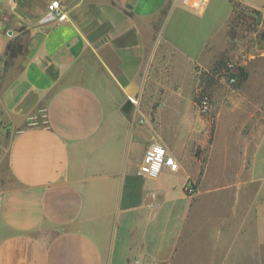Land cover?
I'll return each instance as SVG.
<instances>
[{"label": "crops", "instance_id": "0c3cea01", "mask_svg": "<svg viewBox=\"0 0 264 264\" xmlns=\"http://www.w3.org/2000/svg\"><path fill=\"white\" fill-rule=\"evenodd\" d=\"M50 1L0 0V264H264V75L213 125L192 95L234 6L264 0H222L220 25L212 0H58L63 22L44 20ZM151 141L176 171L140 173ZM221 143L236 148L214 172Z\"/></svg>", "mask_w": 264, "mask_h": 264}, {"label": "rangeland", "instance_id": "374dc122", "mask_svg": "<svg viewBox=\"0 0 264 264\" xmlns=\"http://www.w3.org/2000/svg\"><path fill=\"white\" fill-rule=\"evenodd\" d=\"M208 7L206 12L204 13L203 19L213 20L212 22L215 23L218 21V24L220 25V22L223 20V18L226 16L227 11L225 8V3L222 0H212ZM202 6H199L197 10L199 11ZM240 11L242 12V15L239 18H236L233 20V22L229 23V27L226 30V32H217L215 35L220 39L221 47H220V54L218 58H224L227 61V66H225L224 70H221L216 75H213V78H210V83L206 87L205 91L210 100H211V106L210 110L206 113H203L199 110L198 105L194 102V106L197 109L198 113L203 117L206 118L211 125H213L214 119H213V109L218 103H226V104H233V103H244V80H242L240 83L235 85V82H230L226 78V74L228 73H234L237 72V68H243L246 72V76H248L250 73H262L264 75V38H261V34L264 32V12L262 15H259L257 12H253L248 8L243 7L242 5L239 6ZM208 19L206 16H208ZM195 19V17H193ZM182 22V21H181ZM190 22V21H185ZM193 23V21L191 22ZM187 35H193L192 32L188 31L186 33ZM255 42L258 45L254 49L251 50V47L255 46ZM254 55H260L262 58H256V60L249 61L248 55L249 54ZM213 63L211 64H204V65H198L195 67V75L197 81L193 84L192 88V95H193V101L194 97L197 93H200V82L199 77L202 74H207L211 68ZM230 64V66H229ZM227 68L229 70H227ZM208 75V74H207ZM259 83H262L264 87V76L261 81H257ZM262 100L264 102V95L262 97ZM235 115L240 117L238 124L243 125V112L237 111L235 112ZM225 126L223 124L219 125V129H224ZM226 136L225 133H222ZM221 141L225 140L224 137H220ZM227 147L230 149V153L233 154V150H235L236 147L232 149V147L226 144L221 143L218 146L215 147L213 156H212V170H215V167H218L219 165L221 167H230L231 163L228 159V155L224 153L223 148ZM195 155L201 158V161L205 159V156L207 155L204 148H201L200 146H197L194 149ZM205 161V160H204ZM211 163V162H210ZM210 167V166H209ZM227 169V168H226ZM228 170V169H227ZM225 170V171H227ZM215 172V171H214ZM211 175L207 174V183L208 186L211 185ZM228 178V177H227ZM254 244V240H253ZM254 247V246H253ZM254 251V250H253ZM257 251V250H256ZM258 253V251H257ZM260 262V256L258 254H253L251 257V264H259Z\"/></svg>", "mask_w": 264, "mask_h": 264}, {"label": "built area", "instance_id": "2783aa9c", "mask_svg": "<svg viewBox=\"0 0 264 264\" xmlns=\"http://www.w3.org/2000/svg\"><path fill=\"white\" fill-rule=\"evenodd\" d=\"M202 1L204 0H181L184 5L193 8H198ZM44 20L57 22H63L66 20V12L62 10L58 0H51L47 4V13ZM227 79L231 83L234 82V78L232 77ZM129 101L135 103V100L132 98H129ZM197 105L201 112H208L211 106L209 96L206 93H201ZM164 168H167L170 171H176L178 169V163L163 143L159 141H151L144 150L139 165V171L145 177L155 179ZM195 189V184L193 182H188L185 186V191L189 194L194 193Z\"/></svg>", "mask_w": 264, "mask_h": 264}, {"label": "trees", "instance_id": "16d2710c", "mask_svg": "<svg viewBox=\"0 0 264 264\" xmlns=\"http://www.w3.org/2000/svg\"><path fill=\"white\" fill-rule=\"evenodd\" d=\"M254 11V10H251ZM242 15V12L240 11V7L235 5L234 6V14L232 17V20L239 18ZM261 38H264V32L261 34ZM22 49V43L20 40H13L11 42H8L7 44V51L9 54V57H15ZM225 66H227V61L224 58H217L214 63L212 64L209 72L205 75L202 74L199 77V82H200V93H197L194 97V102L197 104L199 99H200V94L206 92L205 91V86L207 87L210 83V78H213V75H216L218 72L221 70H224ZM227 70H229L227 68ZM234 78L235 85L240 83L242 80L246 78V72L243 68H237V72L234 73H228L226 74V78Z\"/></svg>", "mask_w": 264, "mask_h": 264}]
</instances>
